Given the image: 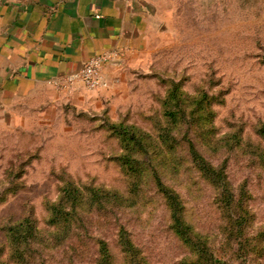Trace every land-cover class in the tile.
<instances>
[{
    "label": "rangeland",
    "instance_id": "374dc122",
    "mask_svg": "<svg viewBox=\"0 0 264 264\" xmlns=\"http://www.w3.org/2000/svg\"><path fill=\"white\" fill-rule=\"evenodd\" d=\"M160 23L106 103L0 111V264H264V0H166Z\"/></svg>",
    "mask_w": 264,
    "mask_h": 264
},
{
    "label": "crops",
    "instance_id": "0c3cea01",
    "mask_svg": "<svg viewBox=\"0 0 264 264\" xmlns=\"http://www.w3.org/2000/svg\"><path fill=\"white\" fill-rule=\"evenodd\" d=\"M166 0H0V111L68 101L78 109L111 100L125 69L159 52ZM112 54L102 84L62 91L52 84L85 61Z\"/></svg>",
    "mask_w": 264,
    "mask_h": 264
},
{
    "label": "built area",
    "instance_id": "2783aa9c",
    "mask_svg": "<svg viewBox=\"0 0 264 264\" xmlns=\"http://www.w3.org/2000/svg\"><path fill=\"white\" fill-rule=\"evenodd\" d=\"M118 59L112 54L102 53L95 55L85 61L78 73L71 74L62 80H54L52 84L58 90H73L77 84L87 90L97 89L102 84L101 70L106 65H116Z\"/></svg>",
    "mask_w": 264,
    "mask_h": 264
},
{
    "label": "trees",
    "instance_id": "16d2710c",
    "mask_svg": "<svg viewBox=\"0 0 264 264\" xmlns=\"http://www.w3.org/2000/svg\"><path fill=\"white\" fill-rule=\"evenodd\" d=\"M123 128V131H122V133H124V134H126V131H128L129 129H127V128H124V127H122ZM134 138L133 137H131V140H133ZM139 144V143H138ZM133 146H135V143H134V145ZM127 145L126 146H123V153L125 154V150H127ZM124 154H123V156H124ZM122 158H126V157H122ZM197 158V157H196ZM199 165H203V167H208L209 168V166L204 162V160H200L199 161V163H198ZM211 177H212V179H213V181H215V180H220V179H222V175L221 174H218V175H211ZM222 185H225V183H224V179H223V181H222ZM70 190V189H69ZM68 189H64L63 190V193H65V195H64V198H63V200L61 201V203H59L58 205H54V204H52L51 206H50V218H52V219H54V220H52V223H55L56 224V226L58 227V225H59V227H60V232L63 234V233H66V230H67V228H68V225H69V222H70V220H71V218L69 219V215L70 214H72V205H70L69 207H67V199H68V194H70L71 192L69 191ZM67 198V199H66ZM90 198H93V197H90ZM176 204V206H178L177 204H179V203H175ZM175 211V210H174ZM175 214H178V215H176V219H179L180 217H181V215H182V212H181V210L180 211H175L174 212ZM178 216H180V217H178ZM28 218H25L23 221H22V223H24V225H26V224H29L30 222H29V220H27ZM20 224L16 229H19V228H21V227H23V224ZM30 229V228H29ZM33 229V228H32ZM32 229H30V232L32 231ZM55 233V235L56 236H58L57 235V229H56V232H54ZM16 235H14L13 236V238H14V241L15 242H19L20 240H24V239H22L21 238V233L20 232H16L15 233ZM20 236V237H19ZM30 237H31V235H30ZM38 237V236H37ZM59 240H60V238H59ZM105 258V257H104Z\"/></svg>",
    "mask_w": 264,
    "mask_h": 264
}]
</instances>
